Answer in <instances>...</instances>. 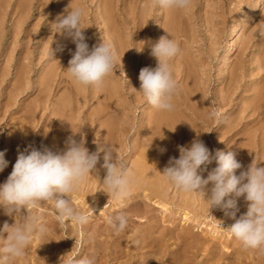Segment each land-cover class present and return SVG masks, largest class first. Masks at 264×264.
I'll list each match as a JSON object with an SVG mask.
<instances>
[{
  "label": "rangeland",
  "instance_id": "374dc122",
  "mask_svg": "<svg viewBox=\"0 0 264 264\" xmlns=\"http://www.w3.org/2000/svg\"><path fill=\"white\" fill-rule=\"evenodd\" d=\"M75 1L76 3H74ZM252 1L253 0H191L190 6L186 10H175V9L167 10V9H163L159 7L158 4H155V0H125V1L124 0H109L108 3L110 2L109 5L112 7L113 11H111V14L108 15V13L99 14L98 7L100 4V0H61V1L59 0H24V1L23 0H7V1L2 0L1 1L0 0V6H1L0 8V34H1L0 35V151L1 150L5 151V159L9 162L8 166L3 170V173L0 172V174L2 175H4V172L7 174L12 172L13 168L11 169L9 166L13 167L11 165L12 162H16L15 159H17L18 153L22 151L21 148L19 149L20 151L17 150L18 149L16 148L17 146L14 145L15 139H18V138L21 139V137H23L22 139L23 140L25 139L24 140L25 142L27 140L26 142L27 145L34 144L33 146L36 145L35 142L36 143L39 142L37 143L38 145H36L35 148L36 149L38 148L37 150L43 151L44 148L51 149L52 138L54 136H58L59 133L63 134L65 137L67 134L68 137L69 136L73 137L77 139L78 142L80 140H83L82 138H84V144L86 147H88L87 149L89 150V152L91 151V147H93L92 145H94L95 151H96V148L98 150V148L103 147V145L110 146V147L112 146L111 149L113 150V152H115L114 153L115 157L123 160L125 164L129 167L130 166L129 164H131V161L133 159L132 157H130L132 156L130 155L131 154L130 145L132 142L131 140H133V134H134L133 130L130 128L133 127L134 125H135L134 127H139L140 125L139 120L142 118V111L149 110V112H151L154 109V107L148 104L147 102H145L143 103V105L139 104L138 106H134L133 109L131 108L132 110L131 109L128 110L129 107L127 105L129 101L127 98H125L126 93L120 96L116 94V96L114 97V96H110L109 90L112 85H115V88L119 87L122 81L124 83L123 85H125L126 90H127V87H129L130 80L133 78V76H135V74H133V70L136 66H138V64L140 65V62L142 63L141 64L142 66L140 65L139 70H141L144 66L149 67L151 65L150 67L153 66L152 68H155L157 66V63H158L156 61L157 59L150 55L151 49L149 47V44L150 43L154 44L158 42L160 37L166 35L168 38L177 42L181 50L180 53L170 61L172 74L175 80L178 82V90H179L178 92L180 93V96H181V99H180L179 94H177L178 96L177 95L175 96V98L176 97L179 98V100L176 98L178 100V106L175 107V109H177L176 117L173 120L171 119L170 121L169 120L165 121V123L164 122L156 123L154 126V131L155 132L157 131L156 133L159 132L160 134H162L163 137H165L164 142L160 141L159 143V141H157L153 135L150 138V142L152 143L153 141V143L151 144L149 142V147L151 146L156 147V146H159L160 144L161 147L159 146V149L161 148L166 149V151H164L163 153L161 151L160 153H157L159 154L158 156L160 158V163H162V166L157 167V168H152L153 170L150 174V178H151L150 180H152V185L159 187L160 190L162 189L161 192L164 194L166 191L167 195L166 194L163 195L164 197L162 196L163 198H161V200L159 199L158 196H155V197L152 196V199L155 200L157 198V200L162 201L163 203L167 204L169 210L166 211L163 218L161 217L162 216L161 215L160 219L164 220V222H162V224L164 223L163 224L164 226L166 224H167L166 226L169 225V222H171V218L173 219V222L176 221L177 224L174 223L177 225L176 227H174V231L176 232L174 234H176L175 235L176 237H174V234L172 235L173 237L171 235H166L167 238L165 237V239L160 242V246L162 247L158 246V247H155L154 249L144 247L141 249V247L139 246L140 244H137L136 241L142 239V236L145 235L144 230H146L149 227L150 221L149 222L141 221L139 218L137 219L136 217H134L135 216L134 214L132 215L133 211L131 212V210H135L134 201L132 199L128 200L129 198L126 200V202H128L127 203L128 206L125 205L124 207H122V209L117 210V212L113 211L115 209L107 210L108 212H110V214H107L108 212L106 211L107 213L106 215H103V217L102 215H96L99 209H97L96 207H93L94 206L93 204H91L90 206L92 208L88 206L90 205L89 203L92 201L88 197L84 196L86 197L85 201L86 202L88 201L87 202L88 205L84 207H82L83 205L81 203H75L72 200V203L73 205L75 204L76 208L78 207L77 205H80L83 208V210H81L80 209L81 207L79 206L78 210L80 209V211H85L84 213H86L89 216L88 223H86L83 226H78V229L73 223L66 222L65 225L59 224L55 216L56 214H55L54 208L52 207L50 202H47V203L41 204L37 209H34L33 211L35 214H38L43 217L50 232L43 239L39 237L35 238L32 241V243L28 246V248L26 249L24 257L17 261L19 262L18 264H36V263L37 264H66V261L69 257H75L78 260L82 257H91L93 255L96 257V264H140V261H142V258L144 257L146 258V256H150V257L148 258V260H145L144 264L146 263L150 264L151 261H152L151 264H177L178 259L177 258L174 259L175 257L174 255H172L171 251L179 250L178 252H180V249L177 248L178 247L177 243L179 242V240H182V239H184L185 242L190 243V249H189V252H187V254H189L187 255L188 256L187 258L188 260H190L189 261L190 264H216V263L217 264H264V252L258 249H245L242 245V242L234 238V236L227 230L228 227L232 223H234V221L231 218L226 217L223 211H221L218 208H213L209 210L207 201L199 193H195V192L185 193L183 191L177 190L173 185L166 186L169 183L165 182L164 177L162 175L163 170L165 169V166L167 167L169 164L170 157L179 158L180 156L179 147L180 146L190 147L192 141L196 139L203 141L205 145L209 148V150L212 151L213 153L215 152V150H222L226 153L228 151L234 152L236 154V159L242 164V170H246L248 166L251 165L252 163L264 165V115H262L264 114V108L260 109L261 110L260 112L254 109V106L256 105V103H259V105L264 106V34H262L264 33V0H262L260 6H258L257 9L254 10V13H252L254 15H251V14L249 15L248 10H249V6ZM25 3L26 5L24 6ZM71 3L73 7L71 6ZM76 7L83 8L86 13L82 19L81 27L84 28L83 32L86 37V42L89 45V50H91L95 45H98L100 42L107 43L112 48L113 47L112 44H114L113 42L118 37H121V36L122 38L126 39L127 42L129 41L128 44L123 43L125 45H123V48L121 51L122 53H119L117 51L115 52L114 50L116 48L115 47L112 48L115 54H117L116 55V66L118 65L120 67H118L117 73L115 72L116 71L115 69H114V72L111 73V74H116L115 76H113L112 79L111 78L105 79L106 84L104 82L103 87H105V85L108 87H106L107 89H104V91L102 92L106 94L108 93L109 95L107 94L108 96H106L105 94L104 95L105 97L104 96L102 97L101 102H100V98L98 97V95H96L94 98L92 97L89 99L91 103L88 100L85 101L89 105L84 102V99H81V98H85L84 96H91V94L88 95L89 92H87L88 91L87 88L91 89V87H87V86L80 87L82 85L78 86L76 85L75 82H71L74 80L70 77L69 73L66 70L68 68L66 66L69 65L68 60L72 56V53L75 52V48H76L75 44H73L71 39H69L65 35L61 33H56V34L54 33V28H56L54 24L56 23L55 21L58 20L60 14L66 15L69 10L74 9ZM241 16H243L244 19H243L242 29L240 30L239 35H238V40H239L238 45H237L236 50H234V52L230 54L231 63L229 64L228 68L224 70V66L222 65L223 61L221 60H222V57L224 56L223 47L226 41L225 39L228 37L229 32L235 26V24L239 21V19L242 18ZM127 20H128V23H127ZM106 22L107 23L112 22L111 24L113 25V29L111 28L108 29L104 25V23L106 24ZM51 29H53V31ZM55 32H57V29ZM59 35L60 36L63 35L62 37L65 36L66 38H68L66 39L67 45L65 47L66 49L65 52L68 51V53L69 52L71 53L69 57L66 56L68 58L66 61L65 56H63L65 53L62 52L63 59L60 57L59 60L61 61L62 59L63 61H61V63L63 64H60L58 60H55V56L54 58L52 56L51 59H47L49 55L48 52L52 50V52L54 53L52 47H56L55 44H57V41L60 38ZM46 37L48 40L46 39ZM57 37L59 38L57 39ZM89 39L90 41L88 42L87 40ZM45 40L47 41L45 42ZM90 42L91 43L93 42L95 45H93V43L91 44ZM72 45L74 47H72ZM44 49L48 51L46 52ZM57 55L59 54L57 53ZM24 56H25V59H24ZM56 57L59 58V56H56ZM64 62H67V63H64ZM54 64L55 65L57 64L56 67ZM26 65L28 67H25ZM52 66H53V69H52ZM21 67H22V70H21ZM25 70H27L28 72ZM55 70H57V72H55ZM26 72L28 73V75ZM59 72L61 73L56 75V73H59ZM25 73L28 76V77L26 76L27 78L23 76L25 75ZM62 73L63 74L67 73V75L63 77ZM42 74H44L43 77H42ZM111 74L108 77L112 76ZM54 76H56V79ZM48 77H50V79ZM60 77L64 78L66 81L63 79V82L58 83L57 79L59 80ZM114 77H116V79ZM48 81H49V84H48ZM39 82L40 83L42 82L41 84L43 85H41ZM24 83H25L26 88L24 86ZM26 83L28 86H30L29 88H27L28 86L26 85ZM52 83L54 84L52 85ZM22 84L24 87H22ZM45 84L53 86L52 92H49L51 91L50 90L51 87L50 86L47 87V85ZM74 85L76 86V88L78 86V89H76ZM19 87L20 88L22 87L21 88L23 89V91L21 90L22 92L19 91L20 90ZM54 87H57V90ZM84 87H87V88H84ZM47 88L48 90L44 91V89H47ZM81 88L83 89V92L81 91L82 90ZM14 89L16 90V92ZM85 89H86L87 95H85V92H84ZM122 89L123 91H125V88H122ZM43 91L45 92V94L43 93ZM11 92L12 93L14 92V93L11 94ZM72 93H74L75 95L74 94L72 95ZM76 93H78V95L79 93H81L80 97L77 96ZM13 95H16V96H13ZM60 95H63V96H60ZM74 96L78 98V101L80 100L79 101L80 103L78 102V104H75L77 99ZM222 96H223V99H221ZM61 97H63L64 100ZM226 97L230 101H228ZM118 99H121V100H118ZM64 101H67V102H64ZM35 102H37L38 104L40 103L39 106H42V107H39L38 104H36ZM45 103L46 105H44ZM65 104L68 105V107H66ZM186 105L189 108L186 107ZM60 106H61V110H60L61 116L67 117L68 115L67 119L71 122V126H68L69 124L67 123H69V121H66V122H62V124L64 125L66 124V127L65 126L58 127L59 123L57 122V120H55V117L52 116L50 108L58 109L60 108ZM47 107H50V108H47ZM97 107L102 108L101 112L103 111V109H108L107 107H109V109H112L113 113H111L112 111L109 112V115H106L105 117H103L101 121L94 119L91 116H92V113L94 114L93 110L97 109ZM149 107L151 108V110L149 109ZM116 109L118 110L116 111ZM31 110L32 112H30ZM78 111H80V113ZM106 111L107 110H105V112ZM213 111L218 112L220 114L218 118L219 123H217L216 118L209 119V113ZM66 112L68 113L66 114ZM120 113L122 114L124 113V114L122 115ZM31 115H34V116H31ZM77 116L79 118H77ZM33 117H35L37 121L35 118L33 119ZM80 117L84 119L85 122ZM27 118H28L27 124L29 125L24 123L27 121ZM51 119L54 120V122ZM126 122L129 125L126 126L125 124ZM51 123H53L54 125ZM103 123L105 126L102 125ZM119 123H121L122 127H125V128L120 129L121 125L119 126ZM178 123H180V127ZM42 124H43V127H42ZM123 124H125V126ZM54 126L56 128H54ZM77 127L78 129L79 127L81 129L78 130ZM155 127L156 128L159 127V129L155 130ZM128 129H130V131ZM29 130H30L31 135L29 133ZM62 130L64 131L62 132ZM80 131L82 134L80 133ZM106 131L109 133L108 136H107ZM39 133H40V136H39ZM84 133L86 136L84 135ZM87 133L88 134L90 133V134L88 135ZM163 133L165 134V136ZM20 134H22V136ZM42 134H44L45 138L42 136ZM79 134L81 135V137ZM14 135H16L17 137ZM32 135L34 137H32ZM76 135H78L79 137ZM82 135H84L85 137L84 136L82 137ZM13 136H14V139H13ZM25 136H27L28 139L25 138ZM109 136L111 137L109 138ZM122 136H123L124 141H120V137L122 138ZM173 136L175 140H173ZM86 137L89 140H85ZM9 138H12L13 140H9ZM108 138L112 140L107 141L109 140ZM29 139L31 143H29ZM99 140L102 141L103 143L101 142L100 144ZM103 140L104 141L106 140L107 145L104 144L105 142ZM85 141H88L89 145L86 144L87 142ZM168 142L172 144L170 145L168 144ZM109 143H112V144H109ZM12 144H13V147L15 146L14 148L16 150L13 147H11ZM119 147H122V148H119ZM115 148L117 149L116 151H115ZM129 148L130 150H128ZM5 149L6 150L9 149L7 151L8 154H6L7 152ZM14 151L17 153H14ZM118 151L120 152L118 153ZM12 152L14 154H12ZM102 154L104 155L103 152L100 153V161L97 164V168H96L97 173L95 172L96 177L94 176L95 177L94 179L93 177L91 178L93 181L95 180L93 182V186L95 185L97 186V188L98 187L101 188L100 186H103L102 182L106 175V170L103 169L102 167V163H103V160H101L103 159ZM10 155H12V157ZM13 156H14V159H13ZM129 157L131 158V160ZM215 166H216L215 162L209 165V171ZM240 171L241 170H237V175H239ZM203 176L204 178H206L207 172H205ZM91 179L89 180L91 181V184H92ZM86 181L87 180H85L82 186H80V188H83L81 189L82 191L85 192L87 188H94V190L97 189L95 186L93 187L91 184L89 186ZM156 183L157 184L160 183V184L157 185ZM155 186H151V187H155ZM165 186L167 189L165 188ZM77 194L78 196L82 195L81 192L80 194L79 193ZM77 194L75 192L74 194H71V195L76 196ZM165 196H167V198ZM170 196L172 197L170 198ZM186 197H188V200L190 201H188ZM71 199H72V196H71ZM168 201L171 203H169ZM186 201H187V204L185 203ZM237 203L239 207L237 218H239L240 215L246 213L248 202L245 201L243 197H240L238 198ZM152 207H153L152 209L154 212H159L161 208L160 206H154V205ZM178 207L179 208L183 207L184 209H181V208L179 209ZM186 209L190 210V211L188 210L187 211L190 212L189 215L191 214L190 217L191 216L192 217L190 218L191 221L189 220L188 222H186V224H183L182 223L183 221L181 220V217H182L181 214ZM120 212H123L125 215H127L128 218L131 217L133 221L131 220V218H129L128 227L126 228V230L122 232L121 234L116 235L115 233H113V230H111V228L107 224V216L108 215L113 216L115 214H119ZM170 212L172 214H169ZM26 214H27L26 209H22L21 213H16L14 215H7L3 211L0 216V230L3 229L5 223H7L9 226L15 223H20L23 219V215H26ZM93 214H95L96 216L93 217ZM174 214L177 216H175ZM103 220H104V224H103ZM219 224H223L222 229H219ZM178 225H180V227H178ZM184 225L188 227H185ZM102 226L104 228L105 226L108 228L104 229ZM96 227H98V230ZM177 228L178 230H175ZM186 228L187 230H190L189 231L190 233H188L190 235L187 234L186 236V234H183V237L178 238V233L179 234L180 232L183 233L184 229ZM102 229H104L102 231L103 233L101 232ZM108 229L109 231H107ZM141 229H142V232H141ZM95 231L96 232L98 231L96 235H95L96 233ZM2 235H3V238L6 239L7 235L4 233H2ZM104 235L107 237H105ZM138 235L140 238L138 237ZM191 236L192 238L193 237L194 238L192 239ZM169 237L170 239H168ZM106 241H108V243ZM115 241H116V244H115ZM51 243L53 245H51ZM225 245L227 246V249L225 248L226 247ZM92 248L94 250H92Z\"/></svg>",
  "mask_w": 264,
  "mask_h": 264
},
{
  "label": "clouds",
  "instance_id": "9594fccd",
  "mask_svg": "<svg viewBox=\"0 0 264 264\" xmlns=\"http://www.w3.org/2000/svg\"><path fill=\"white\" fill-rule=\"evenodd\" d=\"M190 3L191 0H155V4L163 9L186 10ZM85 14L83 8L71 9L58 18L55 27L58 33L70 38L76 46L67 68L70 77L77 85L100 89L106 77L115 69L116 54L104 42L89 50L84 28L81 27ZM149 47L150 55L158 63L155 68L143 67L140 70L139 91L154 108L171 112L175 107L173 100L178 94V82L172 74L170 61L180 53V47L167 36L160 37L154 44L150 43ZM50 55L53 56L52 50ZM219 116L215 111L209 113V119L216 118L217 123ZM66 145L67 150L63 153L48 148L41 151L32 146L20 151L12 172L0 184V207L7 215L27 210L20 223L11 226L5 223L0 230V264H16L35 238L43 239L49 234L43 217L33 211L43 203H51L61 225L66 222L78 226L88 223L89 216L73 205L71 194L77 192L96 170L101 152L104 153L102 167L106 170L102 182L104 192L121 207L131 196L132 187L138 183L136 173L123 160L115 157L110 146L90 153L83 140L78 142L73 137L67 140ZM160 151L163 153L166 149L161 148ZM179 152V158L170 157L168 166L163 170L165 182L185 193L201 194L209 210L218 208L234 221L227 230L242 242L245 249L264 252V165L252 163L242 170V164L234 152L215 150L213 153L199 139L193 140L190 147L180 146ZM213 162L216 166L209 171V165ZM8 163L5 151H0V172ZM237 170H241L239 175ZM205 172L206 178L203 176ZM240 197L248 205L246 213L237 218ZM107 224L119 235L128 227V217L121 212L109 216ZM2 233H7L6 239ZM66 264H96V257L93 255L78 260L69 257Z\"/></svg>",
  "mask_w": 264,
  "mask_h": 264
},
{
  "label": "bare ground",
  "instance_id": "6f19581e",
  "mask_svg": "<svg viewBox=\"0 0 264 264\" xmlns=\"http://www.w3.org/2000/svg\"><path fill=\"white\" fill-rule=\"evenodd\" d=\"M2 1V0H1ZM7 1V0H6ZM24 1V0H23ZM59 1H61V0H59ZM109 1V0H108ZM108 1L107 0H100V4H99V7H98V11H99V14H106V13H108V15H110L111 14V11H113L112 10V7L109 5V3H108ZM125 1V0H124ZM254 1V2H253ZM252 2H251V4H250V6H249V10H248V14L250 15H254V14H252V13H254V10H256L257 9V7L258 6H260V4H261V1L262 0H253ZM70 2V1H69ZM131 2V1H130ZM30 3V2H29ZM58 3V2H57ZM63 3V2H62ZM62 3H60V4H62ZM74 3H76V1L74 2ZM111 3H112V1H111ZM127 3H128V1H127ZM143 3V2H142ZM7 4H8V2H7ZM6 4V5H7ZM20 4H22V3H20ZM15 5H17V4H15ZM14 5V6H15ZM26 5V3L24 4V6ZM55 5V4H54ZM65 5V4H64ZM74 5V4H73ZM112 5V4H111ZM19 6H21V5H19ZM23 6V7H24ZM71 6H72V3H71ZM129 6V5H128ZM6 7V6H5ZM4 7V8H5ZM18 7V6H17ZM68 7V6H67ZM73 7V6H72ZM116 7V6H115ZM0 8H1V6H0ZM28 8V7H27ZM61 8V7H60ZM131 8V7H130ZM7 9V8H6ZM17 9V8H16ZM62 9V8H61ZM64 9V8H63ZM71 9V8H70ZM115 9V8H114ZM68 10V9H67ZM168 10V9H167ZM58 11V10H57ZM131 11V10H130ZM5 12H7V11H5ZM21 12H22V10H21ZM58 13V12H57ZM62 13V12H61ZM66 13V12H65ZM169 13V12H168ZM256 13V12H255ZM19 14V13H18ZM60 14V13H59ZM124 14V13H123ZM62 14H60V16H61ZM125 15V14H124ZM246 15V14H245ZM22 16H24V15H22ZM59 16V17H60ZM244 16V15H243ZM243 16H241L242 18L241 19H239V21L235 24V26L231 29V31H230V29H229V34H228V37L225 39L226 41H225V44H224V50H223V54H224V56L222 57V60L221 61H223L222 62V65L224 66V70H226L227 68H228V66H229V64L231 63V57H230V54L232 53V52H234V50H236V48H237V45H238V35H239V32H240V30L242 29V24H243ZM127 17V16H126ZM100 18V17H99ZM114 18V17H113ZM113 18H111V19H113ZM83 19V18H82ZM172 19H173V17H172ZM134 20V19H133ZM102 21V20H101ZM115 21H117V20H115ZM131 21V20H130ZM55 22H57V21H55ZM54 22V23H55ZM104 22V21H103ZM124 22V21H123ZM112 23V22H111ZM111 23H107L106 22V24L104 23V25L109 29V28H111V29H113V25L111 24ZM121 23V22H120ZM127 23H128V20H127ZM170 23V22H169ZM164 24V23H163ZM55 25V24H54ZM127 26V25H126ZM54 27V26H53ZM166 27V26H165ZM105 28V27H104ZM106 28V29H107ZM167 28H169V27H167ZM116 29V28H115ZM120 29V28H119ZM52 31H53V29H51ZM170 30H172V29H170ZM169 30V31H170ZM56 31V28H54V33L56 34V33H58V32H55ZM120 31V30H119ZM48 32V31H47ZM112 32V31H111ZM50 33V32H49ZM53 33V32H52ZM171 33V32H170ZM115 34V33H114ZM172 34V33H171ZM170 34V35H171ZM1 35V34H0ZM58 35V34H57ZM52 36V35H51ZM60 36V35H59ZM63 36V35H62ZM62 36H60V38L59 37H57V39H58V41H57V44H55L56 45V47H52V49H53V51H54V53H53V58H54V56H55V60H58V62L60 63V64H63V63H61V61H63L62 59V57L63 56H65V60L67 61V57L66 56H68L69 57V55H71V53L69 54L68 53V51L67 52H65L66 51V49H65V47H66V45H67V40L66 39H68V38H66L65 36L64 37H62ZM109 36V35H108ZM166 36V35H165ZM172 36V35H171ZM115 37V36H114ZM88 38V37H87ZM93 38V37H92ZM46 39H47V37H46ZM70 39V38H69ZM48 40V39H47ZM47 40H45V42L47 41ZM50 40V39H49ZM53 40V39H52ZM88 42L90 41V39L89 40H87ZM129 42V41H128ZM128 42H127V40L126 39H124V38H122V36L121 37H118L113 43L114 44H112V46L113 47H115L116 49L114 50L115 52L117 51V52H119V53H122L121 51H122V48H123V45H125V44H123V43H127L128 44ZM54 43V42H53ZM91 43V42H90ZM93 43V42H92ZM91 43V44H92ZM96 43V42H95ZM41 44V43H40ZM74 44V43H73ZM93 45H95L94 43H93ZM47 46H48V44H47ZM46 46V47H47ZM54 46V45H53ZM96 46V45H95ZM28 47V46H27ZM45 47V48H46ZM69 47V46H68ZM72 47H74L73 45H72ZM76 47V46H75ZM91 47V46H90ZM112 47V48H113ZM39 48V47H38ZM50 48V47H49ZM48 48V49H49ZM63 49V50H60V49ZM30 50V49H29ZM46 52L48 51V50H46V49H44ZM74 50V49H73ZM129 50V49H128ZM130 51V50H129ZM24 52V51H23ZM29 52V51H28ZM31 52V51H30ZM51 52V51H50ZM50 52H48V58L47 59H51L52 58V56H50ZM56 52V53H55ZM62 52H64L65 54L62 56ZM137 52V51H136ZM57 53L59 54V55H57ZM68 54V55H67ZM28 55V54H27ZM26 55V56H27ZM45 55V54H44ZM117 55V54H116ZM120 55V54H119ZM253 55V54H252ZM39 56V55H38ZM46 56V55H45ZM49 56H50V58H49ZM56 56H59V58L58 57H56ZM32 57V56H31ZM60 57L62 58L61 59V61L59 60L60 59ZM72 57V56H71ZM71 57L69 58V60L71 59ZM130 57V56H129ZM146 58H148V57H146ZM24 59H25V56H24ZM28 59V58H27ZM54 60V59H53ZM64 60V61H65ZM68 60V61H69ZM117 60H118V58H117ZM147 60H149V59H147ZM49 61V60H48ZM153 61V60H152ZM157 61V60H156ZM155 61V62H156ZM57 62V61H56ZM119 62V61H118ZM148 62V61H147ZM64 63H67V62H64ZM120 63V62H119ZM149 63V62H148ZM24 64V63H23ZM25 64H27V63H25ZM32 64V63H31ZM125 64V63H124ZM142 63L140 62V65H141ZM156 64V63H155ZM27 65H29V64H27ZM25 66V67H28V66ZM53 65V64H52ZM55 65V64H54ZM57 65V64H56ZM56 65H55V67H56ZM59 65V64H58ZM131 65V64H130ZM140 65L138 64V66H136L135 68H134V70H133V74H135V76H133V78L130 80V83H129V87H127V90H126V87H125V85H123L124 83H123V81L120 83V85H119V87H116L115 88V85H112L111 86V88H110V90H109V88H108V90L110 91L109 93H110V96H116V94L118 95V96H120V95H123L124 93H126V97L125 98H127L128 99V101H129V103H128V107H129V109L128 110H130L131 108L133 109V107L134 106H138L139 104H141V105H143V103H145L146 102V100L144 99V97H143V95H142V93L139 91L140 90V81H139V73H140V70H139V67H140ZM62 66V65H61ZM69 65H67L66 67H68ZM142 66V65H141ZM151 66V65H150ZM149 66V67H150ZM49 67V66H48ZM60 67V66H59ZM58 67V68H59ZM118 67H120V66H116L115 67V72L117 73L118 71ZM145 67V66H144ZM147 67V66H146ZM153 67V66H152ZM155 67V66H154ZM182 67V66H181ZM63 68V67H62ZM186 68V67H185ZM27 69V68H26ZM52 69H53V66H52ZM57 69V68H56ZM60 69V68H59ZM58 69V70H59ZM141 69V68H140ZM18 70V69H17ZM21 70H22V67H21ZM28 70V69H27ZM27 70H25V71H27ZM45 70V69H44ZM67 70V69H66ZM119 70H120V68H119ZM47 71V70H46ZM61 71V70H60ZM18 72V71H17ZM23 72V71H22ZM28 72V71H27ZM26 72V73H27ZM49 72V71H48ZM52 72V71H51ZM55 72H57V70H55ZM62 72V71H61ZM61 72H59V73H56V75L57 74H60ZM68 72V71H67ZM114 72V71H113ZM123 72V71H122ZM225 72V71H224ZM229 72V71H228ZM26 73H25V75H23V76H27L28 75V73H27V75H26ZM50 73V72H49ZM23 74V73H22ZM53 74H54V72H53ZM43 75L44 74H42V77H43ZM49 75V74H48ZM51 75V74H50ZM62 75H63V77L65 76V75H67V73L66 74H63L62 73ZM112 76H110V77H106V78H113V76H115L116 74H111ZM15 76V75H14ZM22 76V75H21ZM59 76H61V75H59ZM69 76V75H68ZM20 77V76H19ZM28 77V76H27ZM26 77V78H27ZM55 77V79H56V76H54ZM58 77V76H57ZM22 78V77H21ZM49 79H50V77H48ZM66 78H68V77H66ZM115 79H116V77H114ZM63 79L64 78H62V77H60L59 78V80L57 79V81H58V83H61V82H63ZM184 79H185V77H184ZM23 80V79H22ZM25 80V79H24ZM48 80V79H47ZM52 80V79H51ZM65 80V79H64ZM69 80V79H68ZM67 80V81H68ZM114 80V79H113ZM187 80V79H186ZM50 81V80H49ZM49 81H48V84H49ZM55 81V80H54ZM66 81V80H65ZM112 81V80H111ZM27 82V81H26ZM71 82H74V81H71ZM17 83H18V81H17ZM29 83V82H28ZM40 83V82H39ZM42 83V82H41ZM40 83V84H41ZM45 83V82H44ZM68 83V82H67ZM39 84V85H40ZM48 84H45V85H47V87H51V91H49V92H52V85L54 84V83H52V85H48ZM55 84H56V82H55ZM65 84V83H64ZM105 84H106V82H105ZM17 85V84H16ZM26 85H27V83H26ZM38 85V84H37ZM41 85H43V84H41ZM40 85V86H41ZM61 85V84H60ZM77 85V84H76ZM24 86H25V83H24ZM23 86V84H22V87H24ZM28 86V85H27ZM34 86H36V85H34ZM39 86V87H40ZM59 86V85H58ZM75 86V85H74ZM79 86V85H78ZM78 86H77V88H76V86H75V88L76 89H78ZM15 87V86H14ZM13 87V88H14ZM21 87V88H22ZM30 86H28L27 88H29ZM32 87V86H31ZM42 87V86H41ZM61 87V86H60ZM80 87H83V85L82 86H80ZM87 87H91V89H89V88H87ZM87 87H84V88H87L88 89V91L87 92H89L88 93V95L89 94H91V96H84L85 98H81V99H84V102L85 101H89V99L90 98H94L96 95H98V97L100 98V102L102 101L101 99H102V97L106 94V93H104V92H102V91H104V89H107L106 87H108V86H106L105 85V87H102V88H100V89H97V88H95V87H92V86H87ZM231 87V86H230ZM20 88V87H19ZM20 88V92H22L23 91V89H21ZM25 88H26V86H25ZM43 88V87H42ZM45 88V87H44ZM56 90H57V87H54ZM74 88V87H73ZM122 88H125V91H123V89ZM134 88V89H133ZM37 89V88H36ZM39 89V88H38ZM66 89H67V87H66ZM75 89V90H76ZM82 89V88H81ZM80 89V90H81ZM136 89V90H135ZM7 90V89H6ZM15 90V89H14ZM22 90V91H21ZM31 90V89H30ZM33 90V89H32ZM45 90H48V88L47 89H44V91ZM59 90V89H58ZM74 90V89H73ZM224 90V89H223ZM12 91V90H11ZM18 91V90H17ZM43 91V93L45 94V92ZM66 91V90H65ZM68 91V90H67ZM71 91V90H70ZM82 92H83V89L81 90ZM100 91V92H99ZM179 91V90H178ZM15 92H16V90H15ZM29 92V91H28ZM55 92V91H54ZM75 92V91H74ZM76 92H78V91H76ZM85 95H87L86 94V89H85ZM106 92V91H105ZM187 92V91H186ZM223 92H225V91H223ZM229 92V91H228ZM10 93V92H9ZM14 93V92H13ZM12 92H11V94H13ZM19 93V92H18ZM56 93V92H55ZM50 94V93H49ZM69 94H70V92H69ZM68 94V95H69ZM74 93H72V95H73ZM80 94L81 93H79V95H78V93H76V95L77 96H79L80 97ZM100 94V95H99ZM108 94V93H107ZM106 94V96H108ZM178 94H179V96H180V93L178 92ZM188 94V93H187ZM75 95V94H74ZM13 96H16V95H13ZM46 96V95H45ZM49 96V95H48ZM60 96H63V95H60ZM71 96V95H70ZM178 96V95H177ZM10 97V96H9ZM50 97V96H49ZM74 97H76V96H74ZM105 97V96H104ZM42 98V97H41ZM44 98V97H43ZM62 99H63V97H61ZM177 98V97H176ZM175 97H174V100H173V103H174V105H175V107L176 106H178V100H179V98H177L176 99ZM227 98V97H226ZM228 98H229V96H228ZM228 98H227V100H228ZM8 99V98H7ZM33 99V98H32ZM40 99V98H39ZM47 99V98H46ZM49 99V98H48ZM55 99V98H54ZM60 99V98H59ZM76 99H77V103L75 102V104H78V102L80 101H78V98L76 97ZM80 99V98H79ZM113 99V98H112ZM130 99V100H129ZM180 99H181V96H180ZM221 99H223V96H222V98ZM11 100V99H10ZM14 100V99H13ZM35 100V99H34ZM38 100V99H37ZM64 100V99H63ZM67 100V99H66ZM95 100V99H94ZM105 100V99H104ZM116 100V99H115ZM118 100H121V99H118ZM190 100V99H189ZM45 101V100H44ZM51 101V100H50ZM83 101V100H82ZM98 101V100H97ZM117 101V100H116ZM127 101V100H126ZM181 101V100H180ZM186 101V100H185ZM184 101V102H185ZM228 101H230V100H228ZM41 102H43V101H41ZM48 102V101H47ZM62 102V101H61ZM64 102H67V101H64ZM90 103H91V101H89ZM104 102V101H103ZM125 102V101H124ZM183 102V101H182ZM189 102V101H188ZM36 104H38L37 102H35ZM53 103V102H52ZM80 103V102H79ZM85 103H87V102H85ZM122 103V102H121ZM194 103V102H193ZM60 104V103H59ZM67 104H69V103H67ZM88 104V103H87ZM100 104V103H99ZM99 104H98V106H99ZM109 104V103H108ZM149 104V103H148ZM180 104V103H179ZM31 105V104H30ZM40 105V103L38 104V106ZM44 105H46V103L44 104ZM43 105V106H44ZM56 105V104H55ZM80 105V104H79ZM78 105V106H79ZM84 105V104H83ZM89 105V104H88ZM124 105H125V103H124ZM146 105V104H145ZM183 105H184V103H183ZM35 106V105H34ZM58 106V105H57ZM65 106L66 107H68V105H66L65 104ZM86 106V105H85ZM91 106V105H90ZM121 106H123V105H121ZM181 106V105H180ZM252 106V105H251ZM39 107H42V106H39ZM38 107V108H39ZM72 107V106H71ZM83 107V106H82ZM101 107V106H100ZM150 107H152V106H150ZM149 107V109L151 110V108ZM175 107H174V110L173 111H171V112H167V111H161V110H158V109H156V108H154L151 112H149V110L147 111V110H143L142 111V118L139 120V123H140V125H139V127H131L130 129H132L133 130V140H131L132 142H131V145H130V148H131V154L130 155H132V156H130V157H132L133 159H132V161H131V164H129L130 166V169H132L133 171H135V173H136V176H137V179H138V183L136 184V185H134L133 187H132V194H131V196L129 197V199L128 200H130V199H132L133 201H134V209L135 210H131V212L133 211V213H132V215L134 214L135 216L134 217H136L137 219L139 218L141 221H150L149 222V227L146 229V230H144L145 231V235L144 236H142V239H140V240H138L139 241V243L138 244H140L139 246L141 247V249L142 248H144V247H148V248H150V249H154L155 247H158V246H160V242L162 241V240H164L165 239V237L167 238V236L166 235H173L174 233H176L175 231H174V227H176L177 225V223H176V221H174L173 222V219L171 218V222H169V225L168 226H164L163 224H162V222H164V220H162V219H160V216L163 218V216H164V214L166 213V211L167 210H169L168 209V206H167V204H165V203H163L162 201H159V200H157V198L155 199V200H153L152 199V196H158L159 197V199L161 200V198H163L164 196L163 195H165L166 194V191H165V194L164 193H162L161 192V190H160V188L159 187H157V186H155V185H152V180H150L151 178H150V174H151V172H152V168H157V167H161L162 166V163H160V158H159V154H157V153H160V149H159V146L161 147V145L159 144L160 143V141H162V142H164L165 141V137H163L162 136V134H160L159 132L158 133H156L155 131H154V126H155V124L156 123H160V122H164L165 123V121H170L171 119L173 120L175 117H176V112H177V109H175ZM186 107H188L187 105H186ZM185 107V108H186ZM194 107V106H193ZM25 108V107H24ZM32 108V107H31ZM34 108V107H33ZM47 108H50V107H47ZM108 109H103V111H104V113H103V111L101 112V110H102V108H98L97 107V109H95V110H93L94 111V114L92 113V116L91 117H93L94 119H97V120H100L101 121V119L103 118V117H105L106 115H109V112H111L112 111V109H109V107H107ZM118 108V107H117ZM126 108V107H125ZM184 108V107H183ZM189 108V107H188ZM188 108H187V110H188ZM252 108V107H251ZM262 108H264V106H262V105H259V103H256V105L254 106V109L256 110V111H258V112H260L261 110L260 109H262ZM35 109V108H34ZM33 109V110H34ZM51 109V110H50ZM49 110L51 111V114H52V116L53 117H55V120H57V122L59 123V125H58V127H63V126H65L66 127V124L64 125V124H62V122H66V121H69L68 119H67V117H68V115H67V117H65V116H61V114H60V110H61V106H60V108H58V109H55V108H50ZM76 109V108H75ZM74 109V110H75ZM82 109V108H81ZM80 109V110H81ZM94 109V108H93ZM119 109V108H118ZM118 109H116V111L118 110ZM121 109H123V108H121ZM131 109V110H132ZM145 109V108H144ZM147 109V108H146ZM37 110V109H36ZM41 110V109H40ZM83 110V109H82ZM105 110H107L106 112H105ZM120 110V109H119ZM211 110V109H210ZM69 111V110H68ZM115 111V112H116ZM30 112H32V110L30 111ZM48 112V111H47ZM79 113H80V111H78ZM78 112H76V113H78ZM122 112V111H121ZM126 112V111H125ZM181 112V111H180ZM183 112V111H182ZM192 112V111H191ZM258 112H257V114H258ZM22 113V112H21ZM29 113V112H28ZM33 113H34V111H33ZM68 112H66V114H67ZM111 113H113V111L111 112ZM117 113V112H116ZM189 113V112H188ZM194 113V112H193ZM193 113H192V115H193ZM253 113V112H252ZM25 114V113H24ZM120 114H122V113H120ZM124 114V113H123ZM122 114V115H123ZM132 114V113H131ZM187 114V113H186ZM255 114V113H254ZM76 115V114H75ZM78 115V114H77ZM94 115V116H93ZM130 115V114H129ZM135 115V114H134ZM134 115H132V116H134ZM190 115V114H189ZM262 115H264V114H262ZM28 116V115H27ZM31 116H34V115H31ZM35 116H37V115H35ZM48 116V115H47ZM51 116V115H50ZM72 116V115H71ZM88 116V115H87ZM90 116V115H89ZM90 117V118H91ZM128 117V116H127ZM24 118H25V116H24ZM35 117H33V119H34ZM42 118V117H41ZM57 118V119H56ZM76 118V117H75ZM74 118V119H75ZM77 118H79L78 116H77ZM81 118V117H80ZM89 118V119H90ZM261 118V117H260ZM31 119V118H30ZM36 119V118H35ZM54 119V118H53ZM82 119V118H81ZM80 119V120H81ZM92 119V118H91ZM125 119V118H124ZM232 119V118H231ZM26 120V119H25ZM24 120V121H25ZM52 120V119H51ZM82 120H84V119H82ZM119 120V119H118ZM182 120V119H181ZM29 121H31V120H29ZM36 121H37V119H36ZM35 121V122H36ZM50 121V120H49ZM53 122H54V120H52ZM75 121V120H74ZM76 121H77V119H76ZM92 121V120H91ZM95 121V120H94ZM179 121V120H178ZM22 122V121H21ZM27 122H28V118H27V121L26 122H24V123H26L27 124ZM84 122H85V120H84ZM98 122V121H97ZM96 122V123H97ZM103 122V121H102ZM117 122V121H116ZM115 122V123H116ZM136 122H137V120H136ZM38 123V122H37ZM41 123V122H40ZM57 123V124H58ZM74 123V122H73ZM101 123V122H100ZM106 123V122H105ZM112 123V122H111ZM124 123V122H123ZM134 123V122H133ZM138 123V124H139ZM177 123V122H176ZM23 124V123H22ZM33 124V123H32ZM51 124H53V123H51ZM67 124H69L68 126H71V122L69 121V123H67ZM76 124V123H75ZM79 124V123H78ZM94 124H95V122H94ZM117 124V123H116ZM115 124V125H116ZM126 124V126L127 125H129V124H127V122L125 123ZM125 124H123L124 126H125ZM179 124V127H180V123H178ZM186 124V123H185ZM27 125H29V124H27ZM27 125H26V127H27ZM38 125V124H37ZM50 125V124H49ZM54 125V124H53ZM55 125H56V123H55ZM74 125V124H73ZM89 125V124H88ZM98 125V124H97ZM103 126H105L104 125V123L102 124ZM121 125V127H120V129H123V128H125V127H122V124L121 123H119V126ZM162 125V124H161ZM34 126V125H33ZM36 126V125H35ZM41 126V125H40ZM51 126V125H50ZM79 126V125H78ZM83 126V125H82ZM85 126V125H84ZM99 126H101V125H99ZM110 126V125H109ZM166 126V125H165ZM169 126V125H168ZM173 126V125H172ZM15 127V126H14ZM19 127H20V125H19ZM25 127V128H26ZM31 127H32V125H31ZM42 127H43V124H42ZM87 127V126H86ZM90 127V126H89ZM88 127V128H89ZM174 127H176V126H174ZM200 127V126H199ZM226 127H227V125H226ZM234 127V126H233ZM11 128V127H10ZM53 128V127H52ZM54 128H56L55 126H54ZM74 128V127H73ZM109 128V127H108ZM128 128V127H127ZM188 128V127H187ZM260 128V127H259ZM18 129V128H17ZM23 129V128H22ZM29 129H30V127H29ZM65 129V128H64ZM67 129V128H66ZM77 129H78V127H77ZM79 129H81L80 127H79ZM78 129V130H79ZM103 129V128H102ZM110 129V128H109ZM115 129V128H114ZM130 129H128L129 131H130ZM157 129H159V127H155V130H157ZM166 129V128H165ZM11 130V129H10ZM41 130V129H40ZM50 130H51V128H50ZM53 130V129H52ZM57 130V129H56ZM60 130H61V128H60ZM97 130V129H96ZM170 130V129H169ZM39 131V130H38ZM64 130H62V132H63ZM108 131V130H107ZM106 131V132H107ZM122 131V130H121ZM160 131V130H159ZM167 131V130H166ZM173 131V130H172ZM196 131V130H195ZM18 132V131H17ZM25 132V131H24ZM23 132V133H24ZM42 132V131H41ZM76 132V131H75ZM77 132H79V131H77ZM105 132V133H106ZM112 132V131H111ZM110 132V133H111ZM175 132V131H174ZM262 132V131H261ZM11 133V132H10ZM21 133V132H20ZM28 133V132H27ZM29 133H30V130H29ZM47 133V132H46ZM68 133H69V131H68ZM80 133H81V131H80ZM123 133V132H122ZM162 133V132H161ZM218 133V132H217ZM12 134V133H11ZM15 134V133H14ZM16 134H18V133H16ZM26 134V133H25ZM24 134V135H25ZM37 134V133H36ZM55 134H57V133H55ZM54 134V135H55ZM82 134V133H81ZM88 134V133H87ZM90 134V133H89ZM88 134V135H89ZM129 134V133H128ZM164 134V133H163ZM181 134V133H180ZM21 136H22V134H20ZM19 135V136H20ZM30 135H31V133H30ZM29 135V136H30ZM46 135V134H45ZM69 135V134H68ZM72 135V134H71ZM80 135V134H79ZM84 135H85V133H84ZM84 135H82V137L84 136ZM109 135V133L107 132V136ZM127 135V134H126ZM152 135L154 136V138L157 140V141H159V143H157V144H159V146H151V147H149V142H150V138L152 137ZM257 135V134H256ZM14 136H16V135H14ZM14 136H13V139H14ZM20 136V137H21ZM28 136V135H27ZM27 136H25V138H27ZM39 136H40V133H39ZM42 136L44 137V134H42ZM74 136V135H73ZM76 136H78V135H76ZM75 136V137H76ZM86 136V135H85ZM84 136V137H85ZM120 136H121V134H120ZM164 136H165V134H164ZM170 136V135H169ZM172 136V135H171ZM175 136V135H174ZM174 136H173V140H175V138H174ZM190 136V135H189ZM17 137V136H16ZM32 137H34L33 135H32ZM32 137H30V138H32ZM48 137V136H47ZM79 137V136H78ZM80 137H81V135H80ZM91 137V136H90ZM96 137V136H95ZM111 136H109V138H110ZM23 137H21V139H15V141H14V145H16L17 147L16 148H18L17 150H19L20 148L22 149V151H24L26 148H28V146H30V145H32V144H30V145H27V140H26V142L22 139ZM45 138V137H44ZM49 138H50V136H49ZM70 138V136L68 137L67 136V134H66V137L63 135V134H60L59 133V135L58 136H54L53 138H52V143H51V149L50 150H52L53 152H58V153H63L64 151H66L67 150V145H66V142H67V140ZM107 138V137H106ZM108 138V139H109ZM168 138V137H167ZM194 138V137H193ZM217 138V137H216ZM12 138H9V140H13ZM28 139V138H27ZM36 139V138H35ZM83 139V141H84V138H82ZM95 139V138H94ZM112 139H113V137H112ZM111 139V140H112ZM117 139V138H116ZM122 139V140H121ZM77 140V139H76ZM85 140H89L87 137L85 138ZM107 140V139H106ZM106 140L104 141L105 143L104 144H106L107 142H106ZM110 139L109 140H107V141H111ZM172 140V141H173ZM32 141V140H31ZM34 141V140H33ZM37 141H38V139H37ZM98 141V140H97ZM120 141H124L123 140V136H122V138L120 137ZM156 141V142H157ZM7 142H8V140H7ZM13 142V141H12ZM11 142V143H12ZM85 142H87L86 144H88V141H85ZM93 142V141H92ZM99 142H100V144H101V142L102 141H100L99 140ZM129 142V141H128ZM156 142H155V144H156ZM9 143H10V141H9ZM29 143H31L30 142V139H29ZM33 143V142H32ZM37 143H39V142H37ZM36 142H35V144L36 145H38ZM46 143V142H45ZM103 143V142H102ZM113 143V142H112ZM112 143H109V144H112ZM121 143H123V142H121ZM151 143V142H150ZM152 143H153V141H152ZM151 143V144H152ZM167 143V142H166ZM174 143V142H173ZM91 144V143H90ZM96 144V143H95ZM162 144V143H161ZM168 144H170L169 142H168ZM172 144V143H171ZM170 144V145H171ZM10 145V144H9ZM34 145V144H33ZM32 145V146H33ZM35 145V146H36ZM89 145V144H88ZM99 145V144H98ZM107 145V144H106ZM114 145V144H113ZM120 145V144H119ZM123 145V144H122ZM35 146H33L34 148H35ZM43 146V145H42ZM93 147H91V151H90V153L91 152H95V147H94V145H92ZM100 146V145H99ZM104 146V145H103ZM165 146V145H164ZM239 146V145H238ZM8 147V146H7ZM11 147H13V144H12V146ZM10 147V148H11ZM15 147V146H14ZM13 147V148H14ZM39 147V146H38ZM44 147V146H43ZM48 147V146H47ZM86 147V146H85ZM112 147V146H111ZM118 147V146H117ZM129 147V146H128ZM88 148V147H87ZM119 148H122V147H119ZM130 148L128 149V150H130ZM149 148H151V149H149ZM15 149V148H14ZM38 149V148H37ZM124 149H125V147H124ZM159 149V150H158ZM259 149V148H258ZM6 150V149H5ZM9 149H7L6 150V152L8 151ZM12 150V149H11ZM16 150V149H15ZM117 149L115 148V151H116ZM121 150V149H120ZM2 151V150H1ZM4 151V150H3ZM20 151V150H19ZM96 151H97V148H96ZM113 151V150H112ZM124 151V150H123ZM120 151H118V153H119ZM14 153H17V152H15L14 151ZM13 152H12V154H14ZM115 153V152H114ZM117 153V152H116ZM242 153V152H241ZM6 154H8V152L6 153ZM9 154H11V153H9ZM261 154V153H260ZM103 155V154H102ZM117 155V154H116ZM11 157H12V155H10ZM171 156V155H170ZM15 157H16V155H15ZM129 157V158H130ZM13 159H14V156H13ZM101 160H103V159H101ZM130 160H131V158H130ZM13 161V160H12ZM15 161H16V159H15ZM129 163V162H128ZM11 164V163H10ZM15 164V162H12V166ZM103 164V163H102ZM11 169L13 168V167H11V166H9ZM166 167V166H165ZM99 169V168H98ZM13 170V169H12ZM100 170V169H99ZM103 170V169H102ZM157 171V170H156ZM95 172L97 173V171L95 170V171H93L87 178H86V182H87V184L90 186V184H91V181L89 180V179H91L92 177H93V179L96 177L95 175ZM155 172V171H154ZM3 173V172H2ZM11 173V172H10ZM10 173H5L4 172V175H2V174H0V184H3L5 181H6V179L8 178V176L10 175ZM101 175V174H100ZM158 175V174H157ZM95 176V177H94ZM98 176V175H97ZM152 176V175H151ZM103 177V176H102ZM153 177V176H152ZM157 177V176H156ZM154 178V177H153ZM97 179V178H96ZM103 179V178H102ZM158 179H159V177H158ZM88 180H89V182H88ZM92 180V179H91ZM154 180V179H153ZM156 180V179H155ZM160 180H162V179H160ZM159 180V181H160ZM95 181V180H94ZM93 180H92V186H93V182H94ZM98 181V180H97ZM164 181V180H163ZM85 182V181H84ZM158 182V181H157ZM162 182V181H161ZM160 182V183H161ZM160 183H158V184H160ZM94 184H96V183H94ZM157 184V183H156ZM157 184V185H158ZM163 184V183H162ZM166 184V183H165ZM169 185H171L170 183L168 184V185H166V186H169ZM82 186V185H81ZM86 186V185H85ZM88 186V187H89ZM91 186V187H92ZM95 186V185H94ZM93 186V187H94ZM151 186H155V187H151ZM160 186V185H159ZM162 186H164V185H162ZM166 186H165V188H166ZM84 187V186H83ZM96 188H97V186H95ZM101 188H97L96 190H94V188H87L86 190H85V192L84 191H82L81 189H83V188H79V191H77L76 192V194L77 193H79L80 194V192L82 193V195H79L78 196V194L76 195V196H74V195H71L72 196V199L71 200H73L75 203H81L83 206L82 207H84V206H87L88 204H87V202L85 201V198L86 197H88L90 200H92L89 204L90 205H88L89 207L91 206V204H93L94 206L93 207H96L97 209H99L98 210V212L96 213V215H102V217H103V215H106V213L108 212L107 210H110V209H115V210H113V211H116L117 212V210H120V209H122V207L116 202V201H114L113 199H112V197L110 196V195H108L107 193H105L104 191H105V189H104V185L103 186H100ZM151 187V188H150ZM158 188V189H157ZM162 188V187H161ZM167 189V188H166ZM165 189V190H166ZM162 193V194H161ZM74 194V193H73ZM167 195V194H166ZM84 196H86V197H84ZM163 196V197H162ZM169 196V195H168ZM166 198H167V196H165ZM172 196H170V198H171ZM174 197V196H173ZM182 197V196H181ZM185 197V196H184ZM183 197V198H184ZM87 198V199H88ZM166 198H165V200H166ZM187 198V200H188V197H186ZM81 199V200H80ZM88 199V200H89ZM97 200V201H96ZM132 200H131V202H132ZM186 200V199H185ZM164 201V200H163ZM173 201V200H172ZM188 201H190V200H188ZM169 202V201H168ZM167 202V203H168ZM184 202V201H183ZM127 203L128 202H124V206L126 205V206H128L127 205ZM169 203H171V202H169ZM173 203V202H172ZM186 204H187V201L185 202ZM189 203V202H188ZM160 206L161 208H160V210H159V212H154L153 211V207L152 206ZM177 205V204H176ZM189 205V204H188ZM43 206V205H42ZM51 206V205H50ZM74 206H75V204H74ZM78 207L80 206V205H77ZM123 206V207H124ZM130 206V205H129ZM180 206V205H179ZM182 206H183V204H182ZM187 206V205H186ZM185 206V207H186ZM78 207H77V209H78ZM81 207V206H80ZM80 208L81 210H83V208ZM169 207H171V206H169ZM174 207V206H173ZM90 208H92V207H90ZM177 208V207H176ZM175 208V209H176ZM179 208V207H178ZM181 209H184L183 207H180ZM179 208V209H180ZM52 209V208H51ZM79 209V210H80ZM89 209V208H88ZM87 209V210H88ZM178 209V210H179ZM86 210V211H87ZM177 210V211H178ZM190 211L189 209H186V210H184L183 212H182V217H181V220L183 221L182 223L183 224H186V222H188L189 220H190V218L192 217H190V215H189V213L190 212H188V211ZM5 212V210H4V208H2V207H0V216H1V214H2V212ZM107 211V212H106ZM158 211V210H157ZM53 212V211H52ZM82 212H85V211H82ZM119 212V211H118ZM179 212V211H178ZM113 213V212H112ZM121 213V212H120ZM126 213V212H125ZM127 213H128V211H127ZM55 214H56V212H55ZM107 214H110V212H108ZM169 214H172L171 212L169 213ZM176 214H178V213H176ZM95 214H93V217L94 216H96ZM116 215V214H115ZM131 215V214H130ZM137 215V216H136ZM175 215V214H174ZM17 216V215H16ZM56 216V215H55ZM109 216V215H108ZM108 216H107V218H108ZM129 216V215H128ZM175 216H177V215H175ZM174 216V217H175ZM196 216V215H195ZM133 217V216H132ZM171 217H173V216H171ZM55 218V217H54ZM105 218H106V216H105ZM129 218H131V217H129ZM128 218V219H129ZM169 218V217H168ZM10 219V218H9ZM14 219V218H13ZM19 220V219H18ZM131 220H132V218H131ZM135 220V219H134ZM162 220V221H161ZM194 220V219H193ZM12 221V220H11ZM133 221V220H132ZM136 221V220H135ZM191 221V220H190ZM9 222V221H8ZM16 222H17V220H16ZM20 222V221H19ZM97 223V222H96ZM100 223V222H99ZM132 223V222H131ZM135 223V222H134ZM144 223V222H143ZM167 223V222H166ZM174 223H176V224H174ZM54 224V223H53ZM93 224V223H92ZM102 224V223H101ZM103 224H104V220H103ZM188 224V223H187ZM100 225V224H99ZM132 225V224H131ZM221 225V226H220ZM67 226V225H66ZM76 226V228L78 229V225H75ZM90 226V225H89ZM185 226V225H184ZM61 227V226H60ZM63 227V226H62ZM68 227H70V226H68ZM72 227V226H71ZM91 227V226H90ZM103 227V226H102ZM131 227V226H130ZM161 227V228H160ZM178 227H180V225H178ZM185 227H188V226H185ZM184 227V228H185ZM191 227V226H190ZM222 227H223V224H219V229H222ZM58 228H59V226H58ZM74 228V227H73ZM97 228V230H98V227H96ZM100 228H101V226H100ZM104 228V227H103ZM105 228H108V227H106L105 226ZM104 228V229H105ZM142 228H144V227H142ZM193 228V227H192ZM199 228H200V226H199ZM51 229V228H50ZM95 229V228H94ZM104 229H102L101 230V232L104 230ZM137 229V228H136ZM180 229V228H179ZM183 229V228H182ZM190 229V228H189ZM55 230V229H54ZM112 230V229H111ZM175 230H178V228L177 229H175ZM192 230V229H191ZM61 231V230H60ZM59 231V232H60ZM68 231V230H67ZM71 231V230H70ZM75 231V230H74ZM80 231V230H79ZM107 231H109V229L107 230ZM182 231V230H181ZM190 230H187V228L186 229H184V231H183V233L182 232H180V234L178 233V238H181V237H183V234H186V236H187V234L188 233H190L189 232ZM50 232V231H49ZM54 232V231H53ZM73 232V231H72ZM96 232V231H95ZM94 232V233H95ZM98 232V231H97ZM97 232L95 233V235L97 234ZM111 232V231H110ZM128 232V231H127ZM132 232V231H131ZM138 232V231H137ZM141 232H142V229H141ZM52 233V232H51ZM63 233V232H62ZM103 233V232H102ZM112 233V232H111ZM114 233V232H113ZM129 233V232H128ZM4 234H6L7 235V233H4ZM58 234V233H57ZM56 234V235H57ZM66 234V233H65ZM70 234V233H69ZM68 234V235H69ZM74 234V233H73ZM84 234V233H83ZM91 234H93V233H91ZM124 234V233H123ZM127 234V233H126ZM141 234V233H140ZM139 234V235H140ZM144 234V233H143ZM54 235V234H53ZM63 235V234H62ZM79 235H80V233H79ZM99 235V234H98ZM106 235V234H105ZM104 235V236H105ZM114 235V234H113ZM125 235V234H124ZM139 235H138V237H139ZM176 234H174V237H176L175 236ZM188 235H190V234H188ZM70 236V235H69ZM74 236V235H73ZM86 236V235H85ZM170 236V237H171ZM55 237V236H54ZM57 237H59V236H57ZM78 237H80V236H78ZM78 237H76V238H78ZM82 237V236H81ZM89 237V236H88ZM99 237V236H98ZM105 237H107V236H105ZM136 237V236H135ZM170 237L168 238V239H170ZM173 237V236H172ZM97 238V237H96ZM140 238V237H139ZM138 238V239H139ZM177 238V239H178ZM191 238H192V236H191ZM194 238V237H193ZM192 238V239H193ZM99 239V238H98ZM102 239V238H101ZM134 239V238H133ZM188 239V238H187ZM205 239V238H204ZM51 240V239H50ZM49 240V241H50ZM87 240V239H86ZM92 240V239H91ZM105 240H106V238H105ZM104 240V241H105ZM203 240V239H202ZM43 241V240H42ZM46 241V240H45ZM112 241V240H111ZM120 241V240H119ZM134 241V240H133ZM168 241H170V240H168ZM193 241V240H192ZM107 243H108V241H106ZM110 242V241H109ZM121 242V241H120ZM197 242V241H196ZM202 242V241H201ZM168 243V242H167ZM195 243V242H194ZM213 243V242H212ZM216 243H218V242H216ZM49 244V243H48ZM111 244V243H110ZM115 244H116V241H115ZM172 244H174V243H172ZM178 244V247L177 248H179L180 249V252H178L179 250H173V251H171V253H172V255H174V259H178V262H177V264H190V260H188V256L187 255H189V254H187V252H189V249H190V243L189 242H185V240L184 239H182V240H179V242L177 243ZM204 244V243H203ZM221 244V243H220ZM51 245H53L52 243H51ZM95 245V244H94ZM106 245V244H105ZM112 245H114V244H112ZM118 245V244H117ZM122 245V244H121ZM161 245H162V243H161ZM192 245V244H191ZM198 245V244H197ZM200 245V244H199ZM217 245V244H216ZM216 245H215V247H216ZM54 246H56V245H54ZM96 246V245H95ZM94 246V247H95ZM101 246V245H100ZM116 246V245H115ZM168 246V245H167ZM206 246V245H205ZM209 246V245H208ZM226 246V245H225ZM63 247V246H62ZM107 247V246H106ZM122 247V246H121ZM160 247H162V246H160ZM204 247V246H203ZM212 247V246H211ZM219 247V246H218ZM36 248V247H35ZM49 248V247H48ZM99 248V247H98ZM97 248V249H98ZM113 248V247H112ZM126 248H128V247H126ZM139 248V247H138ZM223 248V247H222ZM226 249H227V246L225 247ZM228 248H229V246H228ZM41 249V248H40ZM43 249V248H42ZM60 249V248H59ZM104 249V248H103ZM115 249H116V247H115ZM149 249V250H150ZM159 249V248H158ZM161 249V248H160ZM163 249V248H162ZM196 249V248H195ZM199 249V248H198ZM202 249V248H201ZM221 249V248H220ZM233 249V248H232ZM240 249V248H239ZM54 250H56V249H54ZM92 250H94L93 248H92ZM99 250V249H98ZM119 250H120V248H119ZM157 250V249H156ZM165 250V249H164ZM169 250V249H168ZM167 250V251H168ZM50 251V250H49ZM102 251H104V250H102ZM117 251V250H116ZM123 251V250H122ZM143 251V250H142ZM155 251V250H154ZM48 252V251H47ZM153 252V251H152ZM192 252H194V251H192ZM215 252H217V251H215ZM222 252V251H221ZM225 252H226V250H225ZM224 252V253H225ZM231 252V251H230ZM240 252V251H239ZM35 253V252H34ZM101 253V252H100ZM135 253V252H134ZM148 253V252H147ZM157 253H159V252H157ZM220 253V252H219ZM238 253V252H237ZM59 254V253H58ZM99 254V253H98ZM113 254V253H112ZM140 254V253H139ZM146 254V253H145ZM149 254V253H148ZM152 254H154V253H152ZM160 254H162V253H160ZM178 254V255H177ZM228 254V253H227ZM240 254V253H239ZM238 254V255H239ZM42 255V254H41ZM55 255V254H54ZM57 255V254H56ZM92 255V254H91ZM236 255V254H235ZM251 255H252V253H251ZM58 256V255H57ZM129 256H131V255H129ZM192 256V255H191ZM215 256V255H214ZM233 256V255H232ZM242 256H243V254H242ZM241 256V257H242ZM51 257V256H50ZM56 257V256H55ZM59 257V256H58ZM61 257V256H60ZM134 257V256H133ZM143 257V256H142ZM150 256H146V258L144 257V258H142V261H140V264H144V262H145V260H148V258H149ZM209 257V256H208ZM231 257V256H230ZM235 257V256H234ZM29 258V257H28ZM63 258V257H62ZM141 258V257H140ZM192 258H194V257H192ZM50 259V258H49ZM114 259V258H113ZM134 259V258H133ZM155 259V258H154ZM173 259V258H172ZM206 259V258H205ZM211 259V258H210ZM215 259H216V257H215ZM226 259V258H225ZM224 259V260H225ZM233 259V258H232ZM248 259V258H247ZM51 260V259H50ZM151 260V259H150ZM153 260V259H152ZM230 260V259H229ZM249 260H250V258H249ZM49 261V260H48ZM127 261V260H126ZM217 261V260H216ZM238 261V260H237ZM53 262V261H52ZM241 262V261H240ZM19 262H16V264H18ZM151 263H152V261H151ZM150 263V264H151ZM155 263V262H154ZM195 263V262H194ZM205 263H207V262H205ZM220 263V262H219ZM222 263V262H221ZM37 264V263H36ZM147 264V263H146ZM217 264V263H216Z\"/></svg>",
  "mask_w": 264,
  "mask_h": 264
}]
</instances>
